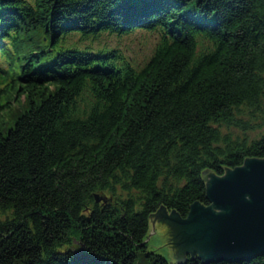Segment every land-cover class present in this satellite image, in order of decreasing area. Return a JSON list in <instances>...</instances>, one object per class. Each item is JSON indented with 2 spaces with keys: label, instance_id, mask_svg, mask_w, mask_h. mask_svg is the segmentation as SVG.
<instances>
[{
  "label": "trees",
  "instance_id": "trees-1",
  "mask_svg": "<svg viewBox=\"0 0 264 264\" xmlns=\"http://www.w3.org/2000/svg\"><path fill=\"white\" fill-rule=\"evenodd\" d=\"M136 32L142 60L101 41ZM1 99L0 264H172L153 216L264 159V0H0Z\"/></svg>",
  "mask_w": 264,
  "mask_h": 264
},
{
  "label": "water",
  "instance_id": "water-1",
  "mask_svg": "<svg viewBox=\"0 0 264 264\" xmlns=\"http://www.w3.org/2000/svg\"><path fill=\"white\" fill-rule=\"evenodd\" d=\"M205 174L209 205L193 203L186 218L161 208L152 219L148 251L172 264L188 256L239 262L264 255V159H247L223 175Z\"/></svg>",
  "mask_w": 264,
  "mask_h": 264
},
{
  "label": "rangeland",
  "instance_id": "rangeland-1",
  "mask_svg": "<svg viewBox=\"0 0 264 264\" xmlns=\"http://www.w3.org/2000/svg\"><path fill=\"white\" fill-rule=\"evenodd\" d=\"M101 38L103 44H108L110 46L121 45L123 49H128L127 53L129 55H134L140 60L150 56L157 41L155 36L141 32H136L133 35H129L121 39H117L113 36H110L108 38L102 36ZM9 101L11 103L8 106L0 108V130L3 132L14 125L15 120L24 110L22 102H19L16 99H10ZM4 102V99L0 100V104H3ZM138 264L151 263L144 258H140Z\"/></svg>",
  "mask_w": 264,
  "mask_h": 264
}]
</instances>
